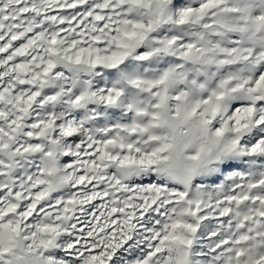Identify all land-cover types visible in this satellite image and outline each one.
<instances>
[{
  "label": "snow or ice",
  "instance_id": "snow-or-ice-1",
  "mask_svg": "<svg viewBox=\"0 0 264 264\" xmlns=\"http://www.w3.org/2000/svg\"><path fill=\"white\" fill-rule=\"evenodd\" d=\"M0 264H264V0H0Z\"/></svg>",
  "mask_w": 264,
  "mask_h": 264
}]
</instances>
